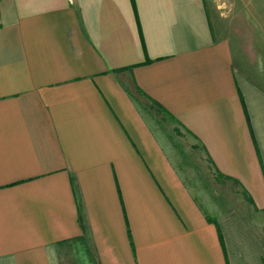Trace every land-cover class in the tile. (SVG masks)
I'll return each instance as SVG.
<instances>
[{"label": "crops", "instance_id": "0c3cea01", "mask_svg": "<svg viewBox=\"0 0 264 264\" xmlns=\"http://www.w3.org/2000/svg\"><path fill=\"white\" fill-rule=\"evenodd\" d=\"M254 80L205 0H0V264H62L73 243L88 264H264ZM144 104L236 180L254 222L206 218Z\"/></svg>", "mask_w": 264, "mask_h": 264}, {"label": "rangeland", "instance_id": "374dc122", "mask_svg": "<svg viewBox=\"0 0 264 264\" xmlns=\"http://www.w3.org/2000/svg\"><path fill=\"white\" fill-rule=\"evenodd\" d=\"M205 3L213 31L231 47L239 75L264 86V0H205ZM146 106L143 110L154 123L172 164L206 218L216 221L221 215L239 213L254 222L253 212L239 186L217 178L202 148L174 118ZM79 245L60 247L62 264H88L77 252Z\"/></svg>", "mask_w": 264, "mask_h": 264}, {"label": "trees", "instance_id": "16d2710c", "mask_svg": "<svg viewBox=\"0 0 264 264\" xmlns=\"http://www.w3.org/2000/svg\"><path fill=\"white\" fill-rule=\"evenodd\" d=\"M215 173H216L217 178H225V179H227V180H231V181L233 180V179H231V178H229V177H226V176L222 175V174L219 173L217 170H215ZM235 183H237L236 180H234V184H235ZM243 196H244L245 199H248V197H247L246 194L243 193ZM82 220H83V219L81 218V216H79V222H80L81 224H82ZM208 220L211 221L210 219H208Z\"/></svg>", "mask_w": 264, "mask_h": 264}]
</instances>
